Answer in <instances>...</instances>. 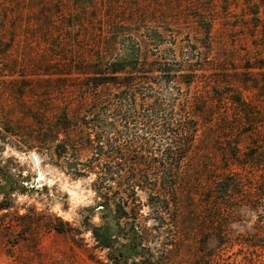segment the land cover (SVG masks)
Here are the masks:
<instances>
[{
  "label": "rangeland",
  "instance_id": "374dc122",
  "mask_svg": "<svg viewBox=\"0 0 264 264\" xmlns=\"http://www.w3.org/2000/svg\"><path fill=\"white\" fill-rule=\"evenodd\" d=\"M263 56L264 0H0V264H110L106 226L120 235L112 212L121 200L149 227L156 252L168 224L152 228L160 199L149 196L172 186L176 177L158 166L174 152L183 155L175 198L222 201L215 182L228 171L231 108L224 102L210 117L194 116L206 96L196 85L220 78L234 94L241 76L212 68L241 70ZM63 111L72 147L58 155L64 132L41 146L36 125H54ZM139 157L155 166L145 178L157 186L131 185L123 168ZM233 223L264 228V199ZM239 248L225 247L210 264H250L253 248Z\"/></svg>",
  "mask_w": 264,
  "mask_h": 264
},
{
  "label": "trees",
  "instance_id": "16d2710c",
  "mask_svg": "<svg viewBox=\"0 0 264 264\" xmlns=\"http://www.w3.org/2000/svg\"><path fill=\"white\" fill-rule=\"evenodd\" d=\"M240 67L241 70L234 65L231 67L216 66L209 73L227 76L229 70L232 69L233 75L241 76L242 80H238L240 84H236L234 94H230L232 91L228 88L231 87L230 83L220 78L211 80L205 78L196 85L200 90L205 91L206 96L202 101V109L194 110V116L208 112L210 117L217 106L216 104L221 105L224 102L228 103L227 106L231 108L230 112L226 111V122L223 126L226 132L224 135L226 138L223 139L229 150L224 161V169L228 171L222 172L221 178L219 177L220 179L215 182L221 187L222 201L215 204L206 200L207 202L201 204L192 194L187 195L191 201L188 206L187 198L181 201L175 198L177 189L183 191L180 182H178L181 179V175L179 176L178 173L182 174L183 172L180 170L183 155L177 157L174 152L170 155L169 161H161L158 166L160 167L158 169L162 168V171L172 173V176L176 177L175 180H172V186L164 187L161 183L156 194L149 196L150 199H160L158 206L154 208L156 222L152 228L157 229L163 226V223L168 224L166 237L160 239L155 252L149 244L151 239L149 227L139 222L134 207L127 209V200H121L116 204V209L112 213L113 218L117 221L115 223L116 232L120 233L119 236L124 241L119 243L120 237L109 232V228L106 226V247L108 249L106 256L110 264H210L212 256L222 255L225 247H231L234 243L240 245L238 250L241 252L244 247L251 246L253 248L249 251L250 254L253 253L248 260L250 264H256L260 260H262L261 264H264V260L260 258L262 252L259 251L261 249L257 250L264 248V242L259 240L261 234H264V228H261L258 223L250 225L244 230L234 223L233 227H230L243 210L254 209L258 200L264 199V56L256 58L252 62L246 60ZM203 73L206 76V73ZM242 89L249 91L251 95L243 97ZM204 119L210 122L212 118ZM39 123H41L40 126H36L41 129L40 135L45 137V140H41V146L57 141L58 134L62 131L65 134V139L54 145L55 153L61 155L67 152L68 147H72L66 143V140L69 139L68 131L72 125L66 111L57 116L54 125L45 121ZM195 126L185 128H189L188 131H190ZM11 129L13 128L2 126L5 133L16 134ZM173 136L175 141H179L182 138V133L177 131ZM35 139L40 141L37 140L38 136H35ZM32 143L30 142V147L33 146ZM224 147L222 146V148ZM176 148H181V146H176ZM182 148L184 149V147ZM146 161L151 162L150 159L145 160L139 157L136 161H130L128 165H124L123 170L127 172V175H132V186L140 183L157 186V183L145 178L148 172L155 168L150 165L148 167ZM230 165H237V168L229 169ZM244 172H249L254 181H249L247 184L242 175ZM140 174L145 179L136 177ZM246 185L249 190L243 188ZM240 191L245 192L243 201ZM132 193L134 194V191ZM235 194L237 196H231ZM201 226L204 229L200 230ZM114 239H117V242ZM157 239L159 238L157 237ZM99 241L101 242V240ZM257 259L259 260L257 261Z\"/></svg>",
  "mask_w": 264,
  "mask_h": 264
}]
</instances>
